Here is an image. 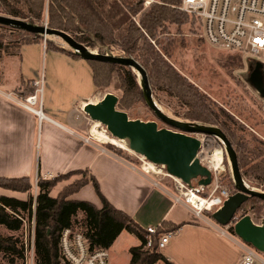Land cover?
I'll return each mask as SVG.
<instances>
[{
    "label": "trees",
    "instance_id": "trees-1",
    "mask_svg": "<svg viewBox=\"0 0 264 264\" xmlns=\"http://www.w3.org/2000/svg\"><path fill=\"white\" fill-rule=\"evenodd\" d=\"M180 4L181 0H155L148 6H145L144 0H0V12L32 24H46L49 28L63 30L88 48H94L96 42L103 45L118 44L127 56L136 59L151 73L152 89H168L192 109L188 117L190 120L217 126L226 134L237 151L243 177L261 181L264 191V142L255 138L245 140L241 133L243 126L224 107L178 73L166 58L168 50L158 47V44L163 45L157 37L169 32L172 27L178 30L183 24L192 22L202 30V24L195 15L190 14L189 17L178 10ZM5 27L17 31L21 37L15 42L0 43V62L3 55L21 57L23 46L44 42L46 50L82 59L78 53L67 52L49 39L43 40L42 35ZM87 62L92 68L96 89L108 87L113 74L120 78L121 94L118 95L117 109L129 115V111L137 104L145 102L143 89L131 67L97 60ZM3 74L4 69L0 66V81ZM107 149L129 160L120 151ZM78 172L81 173V179L64 186L56 196L51 195L61 181ZM0 180L9 182L7 189L19 192L29 193L34 186L33 180L28 177ZM89 182L101 201L100 208L86 200L70 199ZM35 185L36 195L31 193L28 199L0 196V225L17 234L23 231L26 217L34 220L35 264H62L60 239L63 231L69 228L82 233L92 250H109L123 231L129 232L140 240V244L130 248L131 259L128 264H174L158 250V240L162 233L176 231L179 227L167 221L162 222L157 226V233L152 236V246L147 247V229L115 208L102 194L97 180L86 171L52 178L39 175ZM243 205L242 209L261 214L264 201L250 197ZM230 232L235 235L233 226ZM0 254L7 264L23 263V240L17 235L5 237L0 234Z\"/></svg>",
    "mask_w": 264,
    "mask_h": 264
},
{
    "label": "crops",
    "instance_id": "crops-1",
    "mask_svg": "<svg viewBox=\"0 0 264 264\" xmlns=\"http://www.w3.org/2000/svg\"><path fill=\"white\" fill-rule=\"evenodd\" d=\"M33 46L38 50L30 51ZM42 49L46 50L43 44L23 46L22 56L17 57L20 58L17 81H8L5 71L0 81V178L28 177L36 181L39 175L52 178L86 171L97 180L109 202L144 229L157 227L164 221L179 227L169 244L160 251L174 264H236L242 254L239 237L221 235L212 218L199 217L189 206L177 203L174 189L133 168L131 162L101 144L92 140L86 142L88 136L79 122V109L81 107L83 117V107L96 99L97 91L87 60L46 50V54L52 53V75L45 79L43 90L46 119L40 120L35 113L25 109L18 98L7 97L14 92L8 87L15 82L25 85L24 96L18 95L20 98L34 93L39 81V62L36 58L35 62L28 63L27 57L32 58V52L39 55ZM58 62L61 63L60 68L67 69L62 75L54 68ZM65 182L70 183V180L59 184ZM70 199L86 200L98 208L102 205L91 182ZM123 234L109 249L110 259ZM137 245L139 243L126 248L124 264L131 259L130 248Z\"/></svg>",
    "mask_w": 264,
    "mask_h": 264
},
{
    "label": "rangeland",
    "instance_id": "rangeland-1",
    "mask_svg": "<svg viewBox=\"0 0 264 264\" xmlns=\"http://www.w3.org/2000/svg\"><path fill=\"white\" fill-rule=\"evenodd\" d=\"M146 1L148 0H144V4L145 6H148L149 4H146ZM154 1L155 0H152V2ZM178 10L190 17V14L186 11H183L180 8H178ZM0 15L7 16L5 14H2L1 12ZM5 26L6 25L0 24V43L4 44L10 41L15 42L19 40L21 34L13 29L6 28ZM13 28L19 29L15 27ZM157 38H159V41L162 42L163 45L161 46L160 44H158V47L162 49L164 47L168 50V55L166 56V58L173 65L176 71L182 76L186 77L188 81H190L192 84H194V86L199 89L200 92L204 93L217 104L224 107L226 111H228L243 126L244 130L241 133L245 140L249 141L252 138H255L264 142V96L259 91H257L256 87L251 81V75L257 69V63H260L262 67H264V64L259 62L258 59L256 60L247 55L232 53L213 47L202 37V30L198 28L197 24L192 22H187L183 24L178 30H175L172 27L169 32H166L163 35H159ZM46 39L53 41L55 45L65 49L67 52L76 53L75 50L60 37L47 36L44 37L43 40ZM43 45L44 47H46L45 42ZM36 48L37 46H33L29 48V50L34 51ZM88 49L94 53L99 54L127 56L124 50L118 44L103 45L96 42L94 48ZM43 50L44 49L40 50L39 55H37L35 52H32V58L27 57V61L28 63L35 62L36 58H38V76L39 79L44 78L45 84V79H48L49 75H52V72L50 71V57L52 53L46 54V50ZM1 57L2 59L0 62V66L3 67L7 80L17 81L19 75L20 58H17L16 56L12 57L5 55ZM260 59L264 62V56H262ZM60 65L61 63L58 62L55 64L54 68L59 75H62L67 69L65 67L60 68ZM132 69L136 74L137 79L139 81V85L141 87L142 78L137 70H135L134 68ZM147 77L150 84L151 73L147 72ZM24 86L25 85L23 83L15 82V84L8 87V89L13 90V93L16 95L24 96V94H22L25 93ZM119 86L120 78L118 77V75L113 74L111 77V83L108 87L96 89L97 91L95 94V98H102L107 93H114L118 96L121 94ZM151 90L153 98L157 106L162 110V112L178 121L193 122L188 118L189 115L192 114V109L188 105L184 104L178 97L173 96L168 89H165L163 87H160L158 89H152L151 87ZM45 111H47V107H45ZM79 111L81 112V107ZM80 112L79 122H81V124L83 125L84 134L86 136L92 137V141H95L96 143L101 144L104 147L120 151L122 153V156L127 157L129 159V162L138 165L141 164V161L138 159L135 153L130 151L128 149L127 144H124L123 141L117 139L116 141L119 142L118 145L110 143L108 141L99 140L98 137H96L92 131V128L95 126L96 121L91 120L90 117L83 111L82 117ZM129 115L131 119H140L146 122L155 121L158 123L159 129L166 128L177 130L176 128L167 125L166 123L161 121L156 116L154 111L150 109L144 101L137 104L133 109H131L129 111ZM99 124L100 129L105 130L107 134L111 138H113V136L107 131V128L103 124ZM191 135L197 137V133ZM216 142L220 146L219 148H222L224 150L223 163L221 166V170L218 173L219 183L231 194H234L237 192V188L233 178L232 167L228 158V154L225 150L223 142L219 140H216ZM120 144H122L123 146H121ZM205 157L206 154H201L200 158L201 160H203V162L206 161ZM252 163L253 162H250V164ZM155 167L157 171L151 172V174L149 175H151L156 181L173 190L175 187V181L171 176L167 174L166 168H164L162 165H155ZM81 178V173L78 172L67 180H70L71 183L72 181ZM243 178L248 188L263 191L260 185L261 181L253 178ZM35 183L36 181H33V189L28 193L11 190L9 188L7 189L6 187L8 186L6 185H10L9 182L0 180V194L9 197H15L18 199H28L31 193L34 196L36 195L37 188ZM65 183L59 184L53 190L51 195L56 196L61 190L62 185H64ZM197 184V180H193L191 185ZM208 190L209 186L206 187V192ZM242 207L236 213L237 219H240L245 215H250L252 220L256 224L264 225V208L261 214H254L252 210L246 208L242 209ZM205 216L212 218V213H205ZM25 219L26 220L23 231H20L17 234L0 225L1 235L5 237L17 235L20 237L21 240H23L25 245V259L24 262L21 264H29L32 257V253L34 256L35 263L34 220H29L28 217H26ZM229 228L230 227H228V232L231 234ZM123 233L124 234L117 242L118 246H115L116 248L114 249V253L110 259V264H124L127 260V255L125 252L126 248L135 243L140 244V240L135 235L126 231H123ZM0 264H7L1 254Z\"/></svg>",
    "mask_w": 264,
    "mask_h": 264
},
{
    "label": "water",
    "instance_id": "water-1",
    "mask_svg": "<svg viewBox=\"0 0 264 264\" xmlns=\"http://www.w3.org/2000/svg\"><path fill=\"white\" fill-rule=\"evenodd\" d=\"M0 24L13 26L44 37H60L84 60H97L137 70L142 78L141 87L146 104L161 121L177 130L159 129L158 123L155 121L146 122L140 119H131L126 112L117 109L118 96L114 93H107L102 98L89 101L83 107V111L91 120L103 124L113 138L127 139L130 151L145 157L153 164L164 166L169 175L180 178L186 184L191 185L193 180H197L199 185L206 187L212 182V172L197 157L200 140L191 134L201 133L218 137L223 142L228 154L237 192L231 194L222 208L212 214V218L217 224L228 226L230 223H234L236 213L250 197H258L264 201V191L250 189L246 186L237 152L226 134L217 126L178 121L162 112L153 98L147 72L136 59L129 56L94 53L69 33L49 28L46 24H32L4 15H0ZM256 67L257 69L251 75V81L257 91L264 96L262 65L257 63ZM234 232L244 243L264 252V225L256 224L250 215H245L235 222Z\"/></svg>",
    "mask_w": 264,
    "mask_h": 264
},
{
    "label": "built area",
    "instance_id": "built-area-1",
    "mask_svg": "<svg viewBox=\"0 0 264 264\" xmlns=\"http://www.w3.org/2000/svg\"><path fill=\"white\" fill-rule=\"evenodd\" d=\"M151 2L152 0H148L146 4ZM180 9L195 15L200 20L202 37L213 47L247 55L256 60L258 59L259 62L264 64L263 60L260 59L264 56V0H181ZM36 84L37 88L34 93L28 96L20 98L14 93H9L7 97L10 99L18 98V101L25 109L32 111L42 120L48 118L44 111L43 103L44 78L39 79ZM197 138L200 140V149L197 157L212 172V182L209 185V190L206 192V187L208 186L186 184L180 178L167 174L175 181V201L184 203L197 216L203 217L205 213L213 214L221 209L231 193L222 187L218 180V173L221 170L223 159L219 166L214 165L213 161L214 151L217 148L222 149L219 148L220 146L216 140H221L216 136L201 133H197ZM85 140L90 142L92 137H88ZM201 154H206L205 162L201 160ZM135 155L141 161V164L132 163L133 168H137L148 175L151 172H155V169L150 167L151 162L141 155ZM153 165L155 166L156 164ZM237 220L236 217L235 222ZM235 222L225 227L214 223L217 225L221 235H229L228 227H234ZM157 229V227L147 228V247L152 246V236L157 233ZM176 231H168L159 236V251L169 244ZM239 244L242 247V254L236 264H264V252L244 243L241 239ZM59 247L62 264H110L109 250H92L87 238L72 228L63 231ZM29 264H35L33 253Z\"/></svg>",
    "mask_w": 264,
    "mask_h": 264
},
{
    "label": "bare ground",
    "instance_id": "bare-ground-1",
    "mask_svg": "<svg viewBox=\"0 0 264 264\" xmlns=\"http://www.w3.org/2000/svg\"><path fill=\"white\" fill-rule=\"evenodd\" d=\"M92 131H93L94 135H95L96 137H98L99 140H101V141H108V142H110V143L118 144V145H119V142L116 141L117 139H115V138H111V137L107 134V132H105V130L100 129V124H99V122H97V121L95 122V126L92 128ZM121 141H123L124 144H127V143H128L127 139H125V140H121ZM120 145L123 146L122 144H120ZM223 151H224V150H223ZM223 151H222L221 149H218V148H217V149L214 151V155L212 154L213 157H214V159H213V161H214V165L219 166V164H221L220 162H221L222 159H223V156H222ZM208 158H209V157H208ZM150 167L154 168L155 171H157V170H156V167H155L152 163H150Z\"/></svg>",
    "mask_w": 264,
    "mask_h": 264
},
{
    "label": "flooded vegetation",
    "instance_id": "flooded-vegetation-1",
    "mask_svg": "<svg viewBox=\"0 0 264 264\" xmlns=\"http://www.w3.org/2000/svg\"><path fill=\"white\" fill-rule=\"evenodd\" d=\"M261 73H262L263 81H264V68L263 67L261 68Z\"/></svg>",
    "mask_w": 264,
    "mask_h": 264
}]
</instances>
